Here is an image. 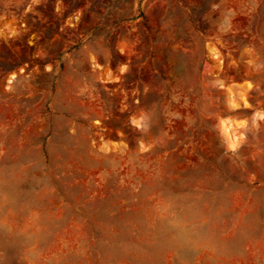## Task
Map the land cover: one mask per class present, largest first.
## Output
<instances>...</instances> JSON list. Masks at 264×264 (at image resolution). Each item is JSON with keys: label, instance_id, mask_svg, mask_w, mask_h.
Instances as JSON below:
<instances>
[{"label": "rangeland", "instance_id": "1", "mask_svg": "<svg viewBox=\"0 0 264 264\" xmlns=\"http://www.w3.org/2000/svg\"><path fill=\"white\" fill-rule=\"evenodd\" d=\"M0 264H264V0H0Z\"/></svg>", "mask_w": 264, "mask_h": 264}, {"label": "clouds", "instance_id": "2", "mask_svg": "<svg viewBox=\"0 0 264 264\" xmlns=\"http://www.w3.org/2000/svg\"><path fill=\"white\" fill-rule=\"evenodd\" d=\"M154 212L162 220H165L169 227L177 232L181 238L197 236L200 225L194 218L184 214L175 202L169 198L161 199L154 205Z\"/></svg>", "mask_w": 264, "mask_h": 264}]
</instances>
